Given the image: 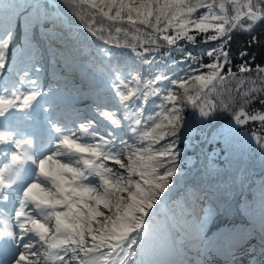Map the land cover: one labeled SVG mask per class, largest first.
Segmentation results:
<instances>
[{
	"label": "snow or ice",
	"instance_id": "snow-or-ice-1",
	"mask_svg": "<svg viewBox=\"0 0 264 264\" xmlns=\"http://www.w3.org/2000/svg\"><path fill=\"white\" fill-rule=\"evenodd\" d=\"M65 2L93 37L130 49L148 74L113 63V51L99 47L102 87L91 116L66 122L47 99L53 89L43 92L36 57L53 45L63 55L78 38L54 35L39 0H0V73H10L0 83V264H137V256L139 264H202L187 257L213 246L206 219L187 198L179 212L168 203L176 145L186 109L208 117L219 108L232 110L236 125L258 123L236 135L264 150V108L246 110L258 99L264 106V66L253 69L245 50L233 71L226 50L235 30L252 33L264 23V0ZM198 37L217 47L185 53L180 42L195 45ZM163 47L184 53L175 71L146 58ZM260 232L264 248V191ZM248 234H229V247Z\"/></svg>",
	"mask_w": 264,
	"mask_h": 264
},
{
	"label": "trees",
	"instance_id": "trees-1",
	"mask_svg": "<svg viewBox=\"0 0 264 264\" xmlns=\"http://www.w3.org/2000/svg\"><path fill=\"white\" fill-rule=\"evenodd\" d=\"M39 3L51 17L53 23L48 27L52 29L54 35L62 30L65 34L78 38L75 47L64 50L63 55L55 45L50 51L41 49L38 54L41 57L45 56L42 58L44 62L48 59L54 61L49 71L61 86L68 85L70 81L76 86L75 89L79 90L72 99L73 103L87 98L93 99L97 87H102L101 76L97 70L100 66L99 47L107 46L113 51L115 57L113 63L135 65L145 75L148 74L147 65L140 68L141 61L135 58V53L130 49L115 48L112 44L105 45L103 41L93 37L65 0H39ZM253 36L257 37L254 43L251 42ZM217 44L216 41L204 43L202 37H198L195 45L180 42L184 52H190L193 56H199L202 52L217 47ZM226 50L230 52L233 71H236L237 66L244 60L249 61L253 69L257 64L264 66V23H259L252 33L235 30ZM245 50L249 55L242 60L240 53ZM15 52L16 47L13 46L10 49L9 65ZM146 58L154 59L165 72L169 68L175 71L173 62L183 60L184 53L172 50L169 54L168 48L163 47L159 54L153 53ZM202 62L209 63L210 60L207 56H203ZM69 64L71 67L68 66ZM183 66L181 64V67ZM168 74L171 75L170 72ZM252 75L254 76L255 73L253 72ZM232 87L234 88L235 85ZM260 98L264 99V95ZM240 103L237 96L235 107L238 108ZM150 106L151 98L150 103L145 107ZM262 108L264 106L258 99L246 110ZM232 114V110L225 111L218 108L210 116L202 117L198 110L186 109L184 113L186 124L176 145L181 159L178 161L179 172L174 178L168 203L171 206L176 202V211L179 212L187 198L190 204L196 203L199 218L206 219L205 233L213 241V246L203 255L197 256L192 252L187 257L193 261L199 259L202 264L209 257L221 258V254L232 255L244 241L258 245L261 250L264 249L260 238L264 150L260 149L255 141L248 140L243 135H236L237 132H249L254 127L258 129L259 124L236 125L232 120ZM221 214L223 216L214 221V218ZM236 232L250 234L245 235L242 240L233 241V246L229 247L227 237ZM135 259L139 264V256Z\"/></svg>",
	"mask_w": 264,
	"mask_h": 264
},
{
	"label": "rangeland",
	"instance_id": "rangeland-1",
	"mask_svg": "<svg viewBox=\"0 0 264 264\" xmlns=\"http://www.w3.org/2000/svg\"><path fill=\"white\" fill-rule=\"evenodd\" d=\"M43 57L40 55H37L36 57V60L39 61L37 66L42 69L39 74L40 82L43 86V92L45 94L48 93L49 88L53 89L52 96H48L47 99L52 100L53 97L55 98V103L58 106L57 111L61 118L65 121L73 117V120H76L77 123H79L80 121L77 117H90L91 112L89 109L94 106L93 99L87 98L78 103H73L72 99L75 98V95L79 90L77 91L75 89L76 86L71 84L70 81L68 82V85L61 86L59 82L54 79L55 76L49 71V67L54 64V61L48 59L44 62V59H42ZM55 63L59 65L57 61H55ZM9 75L10 73L7 70L0 73V83H2ZM46 76L50 78L46 79ZM35 78L36 76L33 75L32 79ZM45 107H47V104H45ZM222 216L223 215L221 214L218 217H215L214 221ZM241 244L242 245L235 251V253H233V255L227 256L226 254H221L222 258H208L206 261L207 264H264V249L259 250L257 245H252L247 241H244ZM250 245L251 250H247Z\"/></svg>",
	"mask_w": 264,
	"mask_h": 264
},
{
	"label": "bare ground",
	"instance_id": "bare-ground-1",
	"mask_svg": "<svg viewBox=\"0 0 264 264\" xmlns=\"http://www.w3.org/2000/svg\"><path fill=\"white\" fill-rule=\"evenodd\" d=\"M50 77H48V76H46V79H49ZM47 82H48V80H47ZM73 120V117L71 118V119H67V120H65L66 122H70V121H72Z\"/></svg>",
	"mask_w": 264,
	"mask_h": 264
}]
</instances>
